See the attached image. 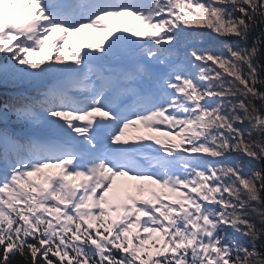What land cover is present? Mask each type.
I'll return each instance as SVG.
<instances>
[{
	"label": "snow or ice",
	"instance_id": "snow-or-ice-1",
	"mask_svg": "<svg viewBox=\"0 0 264 264\" xmlns=\"http://www.w3.org/2000/svg\"><path fill=\"white\" fill-rule=\"evenodd\" d=\"M193 25L224 38L227 55L189 54L204 35ZM73 35L88 42L68 48L69 64ZM261 37L264 0H0V78L55 82L42 102L0 113V264H264V172L221 163L227 153L264 161ZM245 120L257 139L234 126ZM137 125L180 143L122 139ZM185 141L181 151L205 155L175 154Z\"/></svg>",
	"mask_w": 264,
	"mask_h": 264
},
{
	"label": "trees",
	"instance_id": "trees-1",
	"mask_svg": "<svg viewBox=\"0 0 264 264\" xmlns=\"http://www.w3.org/2000/svg\"><path fill=\"white\" fill-rule=\"evenodd\" d=\"M182 27H186V26H182ZM186 31L189 32H198V33H203L204 35H201L198 39H196L194 42L190 41L188 43L187 46V51L189 52V54L191 53L192 50H206L207 52H217V54L223 53L225 56L227 55L225 49H224V45L219 43V41H221L222 37L217 36L215 33H213L211 30L206 29V28H198L195 25L192 26V28H187L186 27ZM260 33L258 30L254 31L252 34L249 35V38L246 41H241L239 44V48H251L254 45L255 42V38L256 36H259ZM232 39L234 38H230L228 40V43L232 42ZM262 40H264V37H261ZM260 47V53L258 55V57L256 58V60L254 61V63H256L257 65L264 63V43H261L259 45ZM183 51V50H182ZM7 61L5 60H0V64H6ZM211 64V62H209V65ZM207 66V65H206ZM212 68L215 69V71H220L222 73V70L219 69L216 65H211ZM214 74V73H213ZM223 75V73H222ZM261 77L264 78V71H261ZM225 81L229 80L230 78L227 76L223 77ZM29 82H22L19 84H12V83H7L6 86H8L9 88H12L14 86V88L20 87V86H25L28 85ZM226 86H228L226 84ZM257 87L260 89V91H264V86L261 85H257ZM0 88H4L2 87V83L0 82ZM3 90V89H0ZM34 97H29L27 102L32 103V102H42L43 100L40 99L37 94L33 95ZM240 99H243V97L241 96ZM225 103L226 101H221L217 98V103ZM22 103L21 98L18 97H14V96H7V95H1L0 94V113H4L6 111V105L11 108L13 105H15L16 107H20ZM201 103H203V101H201ZM254 103H256L257 105H259V101H254ZM215 106V105H213ZM9 115V119L10 121H15L16 117L15 115H13L11 112H8ZM240 115L243 116V112H240ZM14 126H17L16 124H11ZM235 127L241 129L242 132H244L245 134V139L248 140H255L257 139L256 133L254 131H252L251 125L249 124V122L247 120L244 121L243 124H236L234 125ZM4 127V124L2 122H0V128ZM162 131H167V128H163ZM252 132L251 137L248 136V133ZM167 141H172L173 143L179 144V140H177L174 136H166ZM190 147L186 141L183 144H180L179 148L174 149L175 154H180L179 152H181V155H183V151H181V149L183 148H188ZM189 156H204L205 154L203 153H191V152H187L185 151ZM184 156V155H183ZM211 159V158H209ZM221 163L223 165H239L242 170H243V175H245L246 177H251L252 174L254 172L257 171H261V163L257 162L256 160H250L248 157L243 156L242 154H236V153H227L226 154V158L223 159L221 161ZM220 165H217V167H219ZM183 191L187 192V190L183 189ZM255 206V205H254ZM258 207H261L263 209V205H260ZM249 219L252 220V222H254L257 226V228L259 229L261 227V219L259 217H257L254 214H250L249 217H247ZM226 231L228 232L229 236H233L236 238V240L244 247H246L248 249V251H252L253 249V245L250 241V239L246 236L237 234L234 232L233 229L226 228ZM256 251H258L261 254V258L264 259V232L261 233V237L260 240H258L256 242ZM65 264H67V262H65Z\"/></svg>",
	"mask_w": 264,
	"mask_h": 264
},
{
	"label": "rangeland",
	"instance_id": "rangeland-1",
	"mask_svg": "<svg viewBox=\"0 0 264 264\" xmlns=\"http://www.w3.org/2000/svg\"><path fill=\"white\" fill-rule=\"evenodd\" d=\"M115 23H117V21L115 22ZM125 34V33H124ZM126 35V34H125ZM75 38V35H73L72 37H70L69 38V44L66 46V53L68 54V48L69 47H71L72 46V40ZM71 42V43H70ZM85 49V48H84ZM86 51V50H85ZM0 60H2V58H0ZM0 82L1 83H5L4 81H3V79L2 78H0Z\"/></svg>",
	"mask_w": 264,
	"mask_h": 264
},
{
	"label": "bare ground",
	"instance_id": "bare-ground-1",
	"mask_svg": "<svg viewBox=\"0 0 264 264\" xmlns=\"http://www.w3.org/2000/svg\"><path fill=\"white\" fill-rule=\"evenodd\" d=\"M81 38H85L84 36H80ZM87 40L85 39V41L80 42L79 40H76V45H80V44H84ZM263 209H264V205H263Z\"/></svg>",
	"mask_w": 264,
	"mask_h": 264
},
{
	"label": "water",
	"instance_id": "water-1",
	"mask_svg": "<svg viewBox=\"0 0 264 264\" xmlns=\"http://www.w3.org/2000/svg\"><path fill=\"white\" fill-rule=\"evenodd\" d=\"M257 138H258V136H257ZM261 165H262V172H264V161H261ZM262 199H264V192H262Z\"/></svg>",
	"mask_w": 264,
	"mask_h": 264
}]
</instances>
